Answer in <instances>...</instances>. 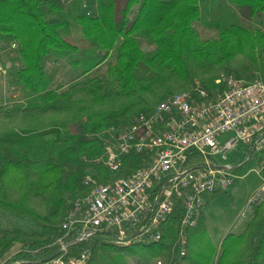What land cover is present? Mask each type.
<instances>
[{"label": "trees", "instance_id": "1", "mask_svg": "<svg viewBox=\"0 0 264 264\" xmlns=\"http://www.w3.org/2000/svg\"><path fill=\"white\" fill-rule=\"evenodd\" d=\"M82 1L0 0V41L17 43L23 68L14 83L27 93L0 105V264L58 255L66 196L85 193L84 175L103 183L145 165L144 155L130 154L109 172L99 134L126 128L195 81L211 90L221 75L264 80V0H226L239 22L212 9L216 33L208 38L196 29L199 0H94L93 14ZM64 64L78 74L64 79ZM250 206L246 228L223 238L215 264H264V198ZM178 222L169 216L157 243L116 247L98 234L63 255L88 253L86 264H116L118 256L132 264H210L214 248L201 261V215L187 231L183 256ZM16 244L20 249L2 262Z\"/></svg>", "mask_w": 264, "mask_h": 264}, {"label": "built area", "instance_id": "2", "mask_svg": "<svg viewBox=\"0 0 264 264\" xmlns=\"http://www.w3.org/2000/svg\"><path fill=\"white\" fill-rule=\"evenodd\" d=\"M214 84L207 90L195 81L189 90L136 114L126 128L107 131L100 158L105 169L117 172L130 154L144 155L145 165L103 183L84 175L85 193L68 200L62 217L58 255L38 264H86L88 253L66 259L63 254L98 234L116 247L157 243L172 215L179 217L183 256L205 196L226 191L246 163L261 180L249 204L264 198V80L221 75ZM238 149L243 161L222 163Z\"/></svg>", "mask_w": 264, "mask_h": 264}, {"label": "rangeland", "instance_id": "3", "mask_svg": "<svg viewBox=\"0 0 264 264\" xmlns=\"http://www.w3.org/2000/svg\"><path fill=\"white\" fill-rule=\"evenodd\" d=\"M199 4L202 18L198 22L196 29L201 38H208L214 36L216 33V30L212 28L213 22L211 23L210 19V12L212 9L219 12V14L221 12L223 19L239 22L233 6L227 3L226 0H199ZM82 9L89 14H93L95 11V1L83 0ZM243 25L247 26V23H243ZM250 26L252 28L259 27L256 21L251 22ZM11 44L12 43L7 44L4 41H0V103L23 100L27 94L21 85L17 82L14 83L17 71L23 68V64L16 54L18 47L17 43L15 46ZM60 69L64 79L72 78L78 74L77 69H72L66 64L61 66ZM75 132L77 133L76 129ZM99 138L103 142H106L108 140L107 131L99 134ZM221 141H223V137L221 138ZM241 160H244V156L240 149H238L229 154L226 161L221 162L235 163ZM249 164L250 163H246L239 168L237 171L238 174H240L239 179L235 180L226 191L205 196L204 205L201 209V217L203 218L204 224L202 233L204 238L202 239L204 243L206 242L207 251L200 252L202 256L201 261L206 260L205 255L208 253L209 256V251L214 248L215 254L213 253V261H210V264H215L219 256L218 254L223 238L230 233L239 234L243 232L251 219V206L249 204V199L260 187L261 180L254 171H249L251 168V165ZM66 199V203H68L69 198L67 196ZM14 246L19 247V249L21 247L20 245ZM10 252L11 249L4 257L6 258L11 255ZM114 262L116 264L133 263L132 258H125V256L122 258L118 256ZM161 262L163 263L164 260Z\"/></svg>", "mask_w": 264, "mask_h": 264}, {"label": "crops", "instance_id": "4", "mask_svg": "<svg viewBox=\"0 0 264 264\" xmlns=\"http://www.w3.org/2000/svg\"><path fill=\"white\" fill-rule=\"evenodd\" d=\"M4 103H7V102H1L0 105H1V104H4ZM16 246H19V245L16 244ZM14 248H15V249H14ZM18 250H19V247H15V246L12 247V248H11V252H10L11 255L7 256L6 258L4 257L3 260H4V261L7 260V259L10 258L13 254H15ZM3 260H2V262H4Z\"/></svg>", "mask_w": 264, "mask_h": 264}, {"label": "water", "instance_id": "5", "mask_svg": "<svg viewBox=\"0 0 264 264\" xmlns=\"http://www.w3.org/2000/svg\"><path fill=\"white\" fill-rule=\"evenodd\" d=\"M13 264H15V263H13Z\"/></svg>", "mask_w": 264, "mask_h": 264}]
</instances>
